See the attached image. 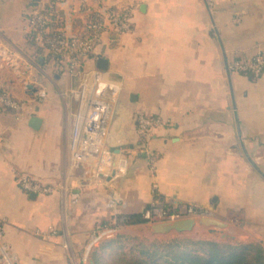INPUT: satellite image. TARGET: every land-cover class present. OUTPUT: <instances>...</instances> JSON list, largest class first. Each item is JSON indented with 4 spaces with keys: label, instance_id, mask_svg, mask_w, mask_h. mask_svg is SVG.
<instances>
[{
    "label": "crops",
    "instance_id": "0c3cea01",
    "mask_svg": "<svg viewBox=\"0 0 264 264\" xmlns=\"http://www.w3.org/2000/svg\"><path fill=\"white\" fill-rule=\"evenodd\" d=\"M61 1L0 0V87L26 101L21 114L0 111V242L13 264H70L95 227L140 215L154 198L206 211L227 224L220 237L264 249V71L255 79L226 66L264 53V0H107L133 8L130 29L105 34L83 62L97 68L103 59L120 84L108 147L127 167L109 186L89 183L67 151L74 104L59 93L78 78L25 32L32 11L61 13ZM139 111L168 122L145 146ZM18 174L59 189L28 194Z\"/></svg>",
    "mask_w": 264,
    "mask_h": 264
},
{
    "label": "built area",
    "instance_id": "2783aa9c",
    "mask_svg": "<svg viewBox=\"0 0 264 264\" xmlns=\"http://www.w3.org/2000/svg\"><path fill=\"white\" fill-rule=\"evenodd\" d=\"M59 6L61 13L53 6L32 11L26 20L25 32L29 39L57 58L55 65L78 78L76 86L59 93L61 98L70 97L74 104L67 151L74 168L80 170L89 183L109 186L114 179L126 174L127 167L126 159L114 155L108 147L120 84L108 79L98 68L84 69L83 62L94 53L105 34H119L130 29L133 8L110 6L107 0H62ZM226 66L230 72L247 74L256 79L264 71V53L259 51L252 56H238L228 61ZM25 106L26 101L17 99L7 89L0 87V111L21 114ZM133 119L136 134L144 146L156 130L168 126L166 120L141 111L136 112ZM17 181L28 194H50L59 189L57 186L43 185L25 174H18ZM77 200L76 194L70 195V204H75ZM117 203V194L111 191L108 205L114 212ZM206 215V211L190 205L162 206L155 198L141 212L142 224ZM121 226H127L126 216L116 218L112 225L95 227L78 259L72 252L68 253L69 263L90 264L88 255L93 245L98 240L109 238ZM0 264H13V257L2 242Z\"/></svg>",
    "mask_w": 264,
    "mask_h": 264
},
{
    "label": "trees",
    "instance_id": "16d2710c",
    "mask_svg": "<svg viewBox=\"0 0 264 264\" xmlns=\"http://www.w3.org/2000/svg\"><path fill=\"white\" fill-rule=\"evenodd\" d=\"M141 223H143L141 214L126 216L127 225ZM127 238L117 235L115 239L101 243L99 247H110ZM138 252L137 258L130 259H126L121 253L119 260L125 261L126 264H264V249L254 242L221 243L213 240L183 239L163 244H141ZM92 262L100 264L96 251L93 252Z\"/></svg>",
    "mask_w": 264,
    "mask_h": 264
},
{
    "label": "rangeland",
    "instance_id": "374dc122",
    "mask_svg": "<svg viewBox=\"0 0 264 264\" xmlns=\"http://www.w3.org/2000/svg\"><path fill=\"white\" fill-rule=\"evenodd\" d=\"M55 67L59 68V66L57 65H55ZM117 235H122L128 238L120 240V242H116L110 247L100 248V251L98 253L100 264H126L125 261L119 260V254H124L126 259L137 258L139 256L138 247L141 244H163L172 240L183 239H201L213 240L221 243H231L229 239L221 238L218 233L210 234L207 228L202 227V229H200L199 226H196L191 232H171L163 236H156L145 229L141 232L135 231L134 229L129 231H121V229H118L109 238L103 239L101 243L113 240L116 238Z\"/></svg>",
    "mask_w": 264,
    "mask_h": 264
},
{
    "label": "water",
    "instance_id": "95a60500",
    "mask_svg": "<svg viewBox=\"0 0 264 264\" xmlns=\"http://www.w3.org/2000/svg\"><path fill=\"white\" fill-rule=\"evenodd\" d=\"M97 68L102 71L105 70L106 66H105V61L103 59H99L97 61ZM26 89L29 90V93L35 91L34 88L30 84L26 85ZM131 98H133V96H131ZM40 122H41L40 118L36 116H32L29 119L28 125L32 129L36 130L38 129ZM111 176L107 177L106 180H109ZM196 226H203L208 229V232L210 234H215L216 231L225 229L227 227V224L209 215H206V216H200L197 218H185V219H179V220H174V221H169V222H160V223H153V224H138V225L132 226V228L138 232H141L145 229L151 234H154L156 236H163L171 232H191ZM221 238H225V234H222ZM101 241L102 240H98L93 245L91 252L88 255V260L90 264H93L92 262L93 252L95 251V248L100 244Z\"/></svg>",
    "mask_w": 264,
    "mask_h": 264
}]
</instances>
